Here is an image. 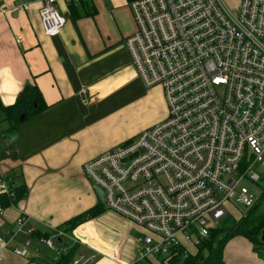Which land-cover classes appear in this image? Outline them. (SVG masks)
Listing matches in <instances>:
<instances>
[{
  "label": "built area",
  "instance_id": "1",
  "mask_svg": "<svg viewBox=\"0 0 264 264\" xmlns=\"http://www.w3.org/2000/svg\"><path fill=\"white\" fill-rule=\"evenodd\" d=\"M55 1L43 0L39 11L50 36L66 23ZM129 5L137 25L125 39L132 63L147 88L163 89L169 114L85 162L84 172L104 190L108 209L141 228L135 264H172L178 248L184 257L194 253L189 244L197 251L231 199L249 208L260 202L251 182L260 180L254 164L264 165V0H240L236 8L224 0ZM6 136L0 126V151ZM0 186L16 198L14 179L1 169ZM28 220L22 214L18 231L33 232ZM68 237L80 240L59 227L39 240L61 255L55 241ZM0 242L8 245L2 234ZM30 244L27 238L14 252L27 255Z\"/></svg>",
  "mask_w": 264,
  "mask_h": 264
},
{
  "label": "crops",
  "instance_id": "2",
  "mask_svg": "<svg viewBox=\"0 0 264 264\" xmlns=\"http://www.w3.org/2000/svg\"><path fill=\"white\" fill-rule=\"evenodd\" d=\"M87 1L86 8L78 0H56L66 23L50 36L39 12L43 0H32L26 9L20 5L29 0H0V126L7 135L0 169L27 192L14 202L0 186V235L8 244L0 242V264H54L68 250L81 264L139 263L141 228L100 201L84 163L169 113L163 89L147 88L130 58L125 39L137 29L130 0ZM73 2L78 16L70 9ZM33 86L48 107L11 129L5 106ZM97 206V216L69 231L79 241H55L61 255L40 242V236H53L57 227L67 230L70 219ZM22 214L29 217L30 234L18 231ZM27 238L28 254L15 253ZM224 261L264 264V254L235 236Z\"/></svg>",
  "mask_w": 264,
  "mask_h": 264
},
{
  "label": "trees",
  "instance_id": "3",
  "mask_svg": "<svg viewBox=\"0 0 264 264\" xmlns=\"http://www.w3.org/2000/svg\"><path fill=\"white\" fill-rule=\"evenodd\" d=\"M74 1V0H73ZM84 7H88L87 0H78ZM75 2L70 3V9L78 16L75 10ZM48 107L45 102L41 91L38 87H31L24 90L16 100L14 105L5 106L7 119L10 121L11 129H16L21 124V116L24 115L26 119L34 116V114L40 113ZM16 198L14 202L22 199L26 196V190L21 188L15 189ZM4 207V206H3ZM257 207V204L252 208ZM251 208V209H252ZM102 211L100 206L89 209L79 216L70 219L67 222V231H72L83 222L97 216L98 213ZM223 227V231L227 234L222 238L216 240L221 231L220 228ZM225 227V228H224ZM264 228V210L258 212L247 213L246 217H241V219H233L232 223L229 225H218L217 228L212 229L211 234L206 239H203L197 244V251L195 253L189 254L188 257L182 256L183 249H177V255L174 256L170 262L172 264H226L224 261V250L226 244L233 239L235 236H243L249 239L253 245L263 246L261 240V234ZM64 240V239H62ZM74 261V251L68 250V253H64L60 259L54 264H70ZM147 264V263H144Z\"/></svg>",
  "mask_w": 264,
  "mask_h": 264
},
{
  "label": "rangeland",
  "instance_id": "4",
  "mask_svg": "<svg viewBox=\"0 0 264 264\" xmlns=\"http://www.w3.org/2000/svg\"><path fill=\"white\" fill-rule=\"evenodd\" d=\"M224 1H226V3L229 6H231L232 8H236L240 2V0H224ZM130 58H131V56H130ZM131 60H132V58H131ZM253 169L255 171H257L260 175L259 181L251 182V184L253 185V190L256 192V194L260 198V202L257 204V207L251 209V208L244 206L243 204L237 202L236 200L231 199V202L228 205L229 212L227 213L226 217H224L220 221L219 225H225L226 226V225L231 224L233 219H241V217H246L247 213L250 214L254 211L258 212L259 210L260 211L264 210V165H262L261 163H256V164H254ZM222 229H223V227L220 228L219 231H221V232L218 235V237L216 238V240L222 238L223 236H225L227 234V232L223 231ZM65 243H66V245L71 244L70 241H66ZM188 246L191 248L192 252H195V247H192V244H189ZM254 248L259 255L263 256V254H264V243H263V246H260L259 248L254 245Z\"/></svg>",
  "mask_w": 264,
  "mask_h": 264
},
{
  "label": "water",
  "instance_id": "5",
  "mask_svg": "<svg viewBox=\"0 0 264 264\" xmlns=\"http://www.w3.org/2000/svg\"><path fill=\"white\" fill-rule=\"evenodd\" d=\"M26 118L24 117V115L21 116V121H24ZM94 189L97 191L98 193V196L100 198V201L102 203H104L105 199H104V196H105V193H104V190H102L97 184L94 185ZM261 240L262 242H264V228H263V231H262V236H261Z\"/></svg>",
  "mask_w": 264,
  "mask_h": 264
}]
</instances>
